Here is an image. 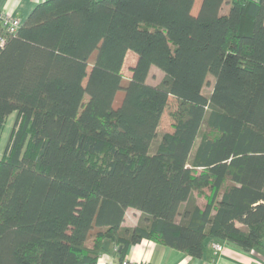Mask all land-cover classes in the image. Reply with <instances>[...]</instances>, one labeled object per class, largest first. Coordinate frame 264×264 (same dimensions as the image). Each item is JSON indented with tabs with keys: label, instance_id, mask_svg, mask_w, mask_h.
Segmentation results:
<instances>
[{
	"label": "trees",
	"instance_id": "obj_1",
	"mask_svg": "<svg viewBox=\"0 0 264 264\" xmlns=\"http://www.w3.org/2000/svg\"><path fill=\"white\" fill-rule=\"evenodd\" d=\"M0 38V264H96L105 240L120 261L143 239L261 245L264 0H43Z\"/></svg>",
	"mask_w": 264,
	"mask_h": 264
},
{
	"label": "crops",
	"instance_id": "obj_2",
	"mask_svg": "<svg viewBox=\"0 0 264 264\" xmlns=\"http://www.w3.org/2000/svg\"><path fill=\"white\" fill-rule=\"evenodd\" d=\"M41 1L43 0H0V14H10L19 17L23 21L33 6ZM196 7L198 9V2L195 5L194 11H197ZM127 56L133 59L134 64L136 54L129 50L125 57ZM130 209L132 208H128L127 210ZM132 211L138 210L132 209ZM138 213L140 212L138 211ZM137 215L139 216V214ZM123 224L134 225L136 222L130 223L126 221L125 212ZM212 242V239H206L202 256L192 257L173 247L143 239L141 242L128 247L123 261H126L127 264H264V238L259 247L249 251H244L233 244L226 243L223 251L216 255L212 252ZM104 243L110 252L103 251L98 256L96 264H122L119 257L113 253L111 242L105 240Z\"/></svg>",
	"mask_w": 264,
	"mask_h": 264
},
{
	"label": "rangeland",
	"instance_id": "obj_3",
	"mask_svg": "<svg viewBox=\"0 0 264 264\" xmlns=\"http://www.w3.org/2000/svg\"><path fill=\"white\" fill-rule=\"evenodd\" d=\"M132 64H133V59L130 56H127L124 58V62L121 68L123 84L126 83L131 76L130 68ZM162 77H163V72L159 68L155 66H151L146 80H147V83L155 85V84L160 83ZM208 79H209L208 83L203 87V92L205 94H209L212 88V85H213V76L209 75ZM121 95H122V91L119 90L116 94L115 101L120 99ZM177 109H178V102L176 98L173 96H169L168 107L164 110L161 116L160 122H159L156 140H158L163 133L172 131V123L174 122V116L177 113ZM14 119H15V114L11 113L5 120L4 127L0 134V156L4 150V147L7 142V138H8L10 129L13 125ZM204 202H205V199L201 196H198L197 203L199 205H203ZM137 214H139L138 211L134 212L132 211V209L127 210L126 211V221L130 223L136 222L139 217Z\"/></svg>",
	"mask_w": 264,
	"mask_h": 264
},
{
	"label": "built area",
	"instance_id": "obj_4",
	"mask_svg": "<svg viewBox=\"0 0 264 264\" xmlns=\"http://www.w3.org/2000/svg\"><path fill=\"white\" fill-rule=\"evenodd\" d=\"M22 20L19 17L12 16L10 14L2 13L0 14V26L3 28L7 33L15 34L17 29L21 25ZM3 42V39L0 38V44ZM226 243L221 241H213L211 243V248L213 254H219L223 251ZM122 264H127L126 261H122Z\"/></svg>",
	"mask_w": 264,
	"mask_h": 264
}]
</instances>
